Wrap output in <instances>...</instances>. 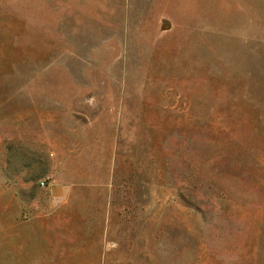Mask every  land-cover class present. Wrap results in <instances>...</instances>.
<instances>
[{"label":"rangeland","instance_id":"rangeland-1","mask_svg":"<svg viewBox=\"0 0 264 264\" xmlns=\"http://www.w3.org/2000/svg\"><path fill=\"white\" fill-rule=\"evenodd\" d=\"M0 264H264V0H0Z\"/></svg>","mask_w":264,"mask_h":264}]
</instances>
